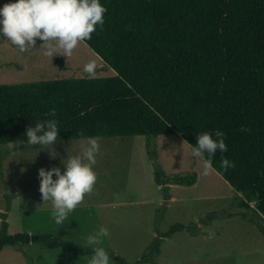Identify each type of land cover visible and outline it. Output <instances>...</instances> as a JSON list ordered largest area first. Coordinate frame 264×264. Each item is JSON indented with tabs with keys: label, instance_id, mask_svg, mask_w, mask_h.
Masks as SVG:
<instances>
[{
	"label": "trees",
	"instance_id": "obj_1",
	"mask_svg": "<svg viewBox=\"0 0 264 264\" xmlns=\"http://www.w3.org/2000/svg\"><path fill=\"white\" fill-rule=\"evenodd\" d=\"M101 3L107 9L103 27L83 42L115 75L0 84V144L27 143V126L53 118L59 140L177 133L195 146L200 133L221 130L228 150L217 151L212 168L241 195L243 206L255 202L264 220V0ZM224 157L235 167L222 168ZM164 174L155 171L157 184L196 181L195 172ZM258 227L264 236V224ZM7 229L2 220L0 251L43 243L73 255L92 253L47 233ZM183 229L176 223L162 236ZM152 247L159 251L158 243ZM107 251L116 264H143Z\"/></svg>",
	"mask_w": 264,
	"mask_h": 264
},
{
	"label": "rangeland",
	"instance_id": "obj_2",
	"mask_svg": "<svg viewBox=\"0 0 264 264\" xmlns=\"http://www.w3.org/2000/svg\"><path fill=\"white\" fill-rule=\"evenodd\" d=\"M8 2L0 0V6ZM5 39L0 36V84L115 75L84 42L70 57L52 58L43 55V47L39 50L40 40L33 51L22 53ZM89 61L96 64L95 76L83 72ZM82 139L55 142L60 153L56 160H50L47 151L38 153V146L0 144V225L5 220L9 234L47 233L90 250L84 240L103 224L111 233L104 247L129 263L264 264V236L258 227L264 220L255 212V202L243 206L241 195L212 167L205 175L203 161L191 156L192 146L177 133L99 138L94 189L65 225L57 226L51 219V203L42 201L38 170L57 166L63 171L61 159L67 158V151L77 154ZM158 168L166 179L195 172L196 181L192 186L172 181L159 185ZM176 223L185 229L163 237ZM155 243L159 251L151 252ZM91 254L73 255L43 243H26L5 246L0 264H88Z\"/></svg>",
	"mask_w": 264,
	"mask_h": 264
},
{
	"label": "clouds",
	"instance_id": "obj_3",
	"mask_svg": "<svg viewBox=\"0 0 264 264\" xmlns=\"http://www.w3.org/2000/svg\"><path fill=\"white\" fill-rule=\"evenodd\" d=\"M106 11L101 0H9L0 6V36L22 53L33 51L40 40L43 43L39 50L43 47L44 56L70 57L80 42L90 40L97 28L103 27ZM83 72L95 76V62L86 63ZM51 116H56L54 109ZM59 132V122L53 118L27 126L24 136L28 145L39 147L38 153L47 151L49 159L56 160L60 153L54 144L60 139ZM196 141L191 147V156L203 161L207 175L212 167L211 158L217 151L228 150L225 134L221 130L206 131L197 135ZM99 151V137L89 136L82 139L77 154L70 156L67 151V158L61 159L63 171L57 166L38 170L42 201L51 203V219L57 226H64L85 195L93 191ZM221 167L227 170L234 168L235 163L224 157ZM110 235L109 228L99 224L86 236L84 243L92 252L88 264H113L112 256L104 247Z\"/></svg>",
	"mask_w": 264,
	"mask_h": 264
}]
</instances>
